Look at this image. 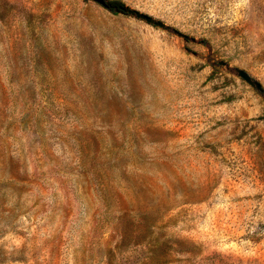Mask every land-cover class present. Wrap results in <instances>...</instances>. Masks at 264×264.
Segmentation results:
<instances>
[{
  "label": "rangeland",
  "instance_id": "1",
  "mask_svg": "<svg viewBox=\"0 0 264 264\" xmlns=\"http://www.w3.org/2000/svg\"><path fill=\"white\" fill-rule=\"evenodd\" d=\"M120 1L0 0V264H264V0Z\"/></svg>",
  "mask_w": 264,
  "mask_h": 264
},
{
  "label": "water",
  "instance_id": "2",
  "mask_svg": "<svg viewBox=\"0 0 264 264\" xmlns=\"http://www.w3.org/2000/svg\"><path fill=\"white\" fill-rule=\"evenodd\" d=\"M93 1L99 3V4L103 5V6H106L107 5L105 0H93ZM123 11H125L127 13H130V14H133L136 17H138V18H140L142 20H145L148 23H153V24L160 25V26L163 25L162 22L156 21L151 16L146 15L144 13H141L139 11H136L134 9H130V8H127V7H123ZM236 73L243 80H245L246 82L254 85L257 89H260V84L258 82H256V81H254L246 71H244L242 69H237L236 70Z\"/></svg>",
  "mask_w": 264,
  "mask_h": 264
},
{
  "label": "trees",
  "instance_id": "3",
  "mask_svg": "<svg viewBox=\"0 0 264 264\" xmlns=\"http://www.w3.org/2000/svg\"><path fill=\"white\" fill-rule=\"evenodd\" d=\"M106 7L115 12L123 11V3L120 0H108Z\"/></svg>",
  "mask_w": 264,
  "mask_h": 264
}]
</instances>
